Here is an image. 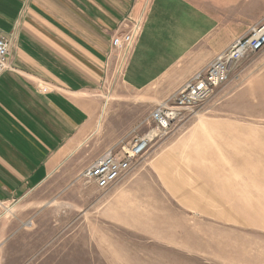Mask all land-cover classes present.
Masks as SVG:
<instances>
[{
  "label": "crops",
  "instance_id": "obj_1",
  "mask_svg": "<svg viewBox=\"0 0 264 264\" xmlns=\"http://www.w3.org/2000/svg\"><path fill=\"white\" fill-rule=\"evenodd\" d=\"M138 18L124 84L146 89L185 62L183 85L239 37L232 31L264 20V0H0V33L12 42L0 75V264H22L56 237L77 246L97 220L96 201L59 179L96 125L111 40ZM199 45L203 55L189 60Z\"/></svg>",
  "mask_w": 264,
  "mask_h": 264
},
{
  "label": "rangeland",
  "instance_id": "obj_2",
  "mask_svg": "<svg viewBox=\"0 0 264 264\" xmlns=\"http://www.w3.org/2000/svg\"><path fill=\"white\" fill-rule=\"evenodd\" d=\"M136 20L141 30L125 64L117 51L111 58L93 133L77 166L59 179L96 201L99 216L79 233V245L57 237L35 244L22 264H264V50L236 63L230 81L203 106L159 132L153 111L229 46L191 69L182 86L176 81L185 62L146 89L132 90L123 72L143 29ZM202 48L188 59L201 57ZM152 130L157 136L148 152L117 185L103 193L84 182L82 173L101 154L127 148Z\"/></svg>",
  "mask_w": 264,
  "mask_h": 264
},
{
  "label": "built area",
  "instance_id": "obj_3",
  "mask_svg": "<svg viewBox=\"0 0 264 264\" xmlns=\"http://www.w3.org/2000/svg\"><path fill=\"white\" fill-rule=\"evenodd\" d=\"M125 24L127 30L111 40L118 55L123 54V62L120 64H125L127 55L141 30V20H136L132 26H129L130 22ZM11 46V40L0 33V75L9 68ZM263 50L264 20L237 38L227 49L220 52L206 69L195 74L180 90L153 111L151 120L157 126L156 130L164 131L182 120L184 113H187L186 117L189 113H194L209 100L219 86L230 81L229 71L236 63L240 64L244 59ZM156 130L136 137L134 143L127 148L110 149L101 154L82 173L84 182L95 185L103 193L117 185L135 169L138 160L148 152L153 139L157 136Z\"/></svg>",
  "mask_w": 264,
  "mask_h": 264
}]
</instances>
